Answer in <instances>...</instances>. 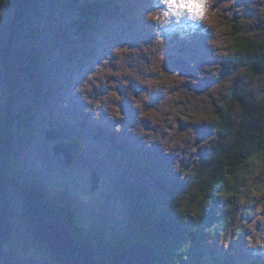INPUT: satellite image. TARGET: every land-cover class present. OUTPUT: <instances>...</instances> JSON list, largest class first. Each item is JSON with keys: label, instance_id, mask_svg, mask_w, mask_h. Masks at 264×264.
Instances as JSON below:
<instances>
[{"label": "rangeland", "instance_id": "rangeland-1", "mask_svg": "<svg viewBox=\"0 0 264 264\" xmlns=\"http://www.w3.org/2000/svg\"><path fill=\"white\" fill-rule=\"evenodd\" d=\"M83 1L41 0L31 31H24L19 39L13 35L16 7L7 9L0 20V128L5 127V117L16 118L21 109L32 110L35 114L32 129L16 124L13 127L15 137L10 140L9 150L19 176L28 177L35 183L33 185L48 190V194L55 191L57 199H61L63 191L67 190L81 207L78 214L84 227H97L120 239L128 232L135 200H147L160 214L171 203L176 184L184 182L172 172L175 156L163 154L159 144L149 148L128 131L136 123L137 110L127 97V89L119 88L124 96L121 108L127 117L117 121L124 126L120 133L114 131L115 122L103 112L99 121L92 119V115L85 112L89 106L79 94L73 95V90L96 64L112 55L116 45L139 47L142 42L151 43L154 34L145 22V15L163 5L160 0H109L99 15L105 24L81 33L85 23L82 14H88L87 10L79 11ZM247 2L239 0L241 4ZM127 7L133 8L130 14L126 12ZM252 14L249 9L247 15ZM195 27L187 20L178 25L173 21L166 31ZM209 36L210 32L197 31L189 39H181L178 33L170 36L166 33V63L161 72L148 75L162 78L161 73L167 75L179 70L184 76L195 77L203 64L215 62L212 50L206 44ZM31 52L37 54V71L32 74L25 72L27 66H31ZM139 56L145 63H151L149 53L141 51ZM128 79L130 88L137 95L146 91L136 81ZM213 83L212 79H203L198 85L189 83L185 86L188 91L201 94ZM179 87L175 86L171 91H178ZM35 89L39 91L38 96ZM105 91L101 88L97 95ZM151 96L155 103L162 99L159 92H153ZM187 127H195L200 139L211 132L207 125L181 122L182 129ZM17 128L22 133H16ZM58 146L68 150L71 165L67 164L65 155L55 153ZM96 180L97 189L92 190ZM82 193L90 196L87 204L80 200ZM8 196L14 210L11 220L14 233L12 243L0 251V264H51L42 254L41 247L32 241V228L23 215L22 190L15 185L8 190ZM244 235L234 241L227 252L206 242L201 248L198 264H213L214 259L207 262L204 258L209 247L213 248L215 259H228L230 264H264V250L254 254L246 249Z\"/></svg>", "mask_w": 264, "mask_h": 264}, {"label": "clouds", "instance_id": "clouds-1", "mask_svg": "<svg viewBox=\"0 0 264 264\" xmlns=\"http://www.w3.org/2000/svg\"><path fill=\"white\" fill-rule=\"evenodd\" d=\"M160 4L163 7L145 15L154 34L151 43L113 47L112 55L94 66L73 95L79 94L89 106L85 112L92 119L99 121L103 112L120 133L124 126L117 121L127 118L121 108L123 86L137 110L136 123L128 131L149 148L159 144L163 154L176 157L171 169L184 185L168 211L191 228L167 264H190L193 234L201 230L207 244L225 252L247 233L244 247L255 254L264 250V70L256 67L264 69V0L243 4L239 0H160ZM10 5L0 0V20ZM183 20L196 27L166 31L173 21L178 25ZM197 31L210 32L206 44L214 63L203 64L195 77L179 70L161 73L162 78L148 75L161 72L166 63V33L189 39ZM141 51L149 53L151 63L144 62ZM225 59L230 61L227 72ZM128 78L146 91L137 95ZM203 79L214 83L201 94L185 86ZM175 86L181 87L171 91ZM101 88L107 91L97 95ZM153 92L162 93L158 103L152 99ZM185 121L207 125L211 132L200 139L195 127L181 128ZM80 200L87 204L90 196L82 193ZM213 213L216 219L209 224L205 217Z\"/></svg>", "mask_w": 264, "mask_h": 264}, {"label": "trees", "instance_id": "trees-1", "mask_svg": "<svg viewBox=\"0 0 264 264\" xmlns=\"http://www.w3.org/2000/svg\"><path fill=\"white\" fill-rule=\"evenodd\" d=\"M92 1V3H88L87 0H84L83 4L79 7V11H88V14H82L84 16L83 22L85 23L82 25L81 33H87L90 30L102 27L105 24V22L100 19L99 15L100 11L104 9L103 6L109 0ZM8 2L11 3L10 7H16L14 0H8ZM40 3L41 0H30L29 5L25 10L21 12L17 11V17L13 27V35L14 37L16 36V39H19V35L24 31L28 33L31 31L33 27L32 20L36 16ZM132 9L133 8L127 7V14H130ZM21 24H23V26H21ZM80 35L78 38H80ZM29 57L31 66L28 65L25 72L27 71L32 74L37 71V65L35 63L37 54L31 52ZM224 63L226 64L224 66V70L227 72L229 70L230 61L226 59ZM256 67L258 70H264L260 68L259 64H257ZM35 92L36 96H38L39 91L35 89ZM9 102L13 103L11 98H9ZM34 121L35 114L33 111L25 108L20 110L16 118H11L9 116L5 117V127L0 128V164H2L6 173L8 190L15 187V185L16 187L26 186L25 188H29L32 192H34L36 197L43 203L52 209L63 212L65 223L68 225L72 236L77 241L84 243L87 247L92 249L98 259L113 261L129 245L141 242L153 248L155 251L156 264H167V259L174 251L175 247H179L180 243L184 240V232L191 228V224H181L177 220L176 216L168 211L170 204L159 214V212L154 209V206L149 204L147 200L144 202L141 200H135L132 204V220L130 222L128 232L126 235L118 239L115 235H107L102 229H98L97 227L90 229L84 227L85 224L82 225L81 217L78 214L81 207L75 203L73 197L67 190L63 191L61 199H57L55 191L51 192L52 194H48V190L46 191L36 185H33L35 183H26L21 180L10 154V140L15 137L13 127L16 124L17 127L31 130ZM49 123L52 124L51 122ZM17 132L22 133L19 128L16 129V133ZM58 133L59 137L65 140L64 143L68 144V141L63 138L64 136L60 132ZM71 138L75 139L73 136H71ZM201 155L203 156L204 153ZM183 185L184 183L180 184V182H178L175 186L176 192L182 190ZM145 198L148 199L147 197H144V199ZM215 219L216 217L214 213L205 217V221L209 224H211ZM32 241L41 247L42 254L49 258L53 264L52 261L54 260V256L47 250L45 245L42 242L37 241L34 238V235L32 236ZM206 241L207 238L203 235L202 230L193 234V248L191 252L192 260L190 264L195 261H197L196 264L199 263L202 255L201 248L202 246L205 247ZM89 242L94 244L95 247H90ZM215 255L216 254H214L213 248L209 247L205 252L204 258H206L207 262L214 259L213 264H230V260H218V258L215 259Z\"/></svg>", "mask_w": 264, "mask_h": 264}, {"label": "water", "instance_id": "water-1", "mask_svg": "<svg viewBox=\"0 0 264 264\" xmlns=\"http://www.w3.org/2000/svg\"><path fill=\"white\" fill-rule=\"evenodd\" d=\"M14 1L18 12L25 10L30 2V0ZM55 153L65 155L67 164L71 165V156L64 146L56 147ZM21 180L32 183L25 176H21ZM97 185L96 180L92 190H96ZM19 187L25 200L23 215L27 222L29 221L34 238L42 242L54 256L53 264H156L153 248L141 242L129 245L113 261L98 259L92 249L72 236L68 225L65 223L63 212L52 209L43 203L34 192L25 188L26 186ZM13 215L14 210L8 196L6 173L0 164V251L12 243L14 227L11 220Z\"/></svg>", "mask_w": 264, "mask_h": 264}, {"label": "bare ground", "instance_id": "bare-ground-1", "mask_svg": "<svg viewBox=\"0 0 264 264\" xmlns=\"http://www.w3.org/2000/svg\"><path fill=\"white\" fill-rule=\"evenodd\" d=\"M132 44V43H131ZM145 55V54H144ZM192 61V60H191ZM138 91V90H137ZM133 117V116H132ZM131 125V124H130ZM4 150V149H3Z\"/></svg>", "mask_w": 264, "mask_h": 264}]
</instances>
